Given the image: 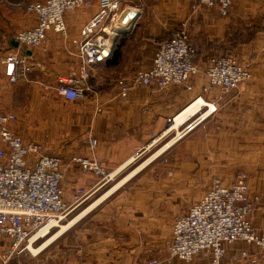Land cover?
<instances>
[{"label": "crops", "instance_id": "obj_1", "mask_svg": "<svg viewBox=\"0 0 264 264\" xmlns=\"http://www.w3.org/2000/svg\"><path fill=\"white\" fill-rule=\"evenodd\" d=\"M88 1L91 7L64 14L66 36L49 32L41 47L26 51L40 64L27 82L10 84L0 64V104L5 113L16 114L14 130L24 142L44 143L61 157L66 205L71 202L74 210L89 202L72 219V244L57 264H211L209 256L189 263L169 256L173 220L199 203L213 180L228 186L244 173L251 197L260 198L250 222L264 231V0H231L225 16L216 6L192 9L195 0H120L124 10L139 13L132 31L107 61L88 68L84 98L72 102L42 91L39 84L67 79L77 68L71 40L79 39L102 3ZM26 7L21 8L27 13ZM20 14L15 5L0 0V58L19 49L12 46L15 36H10L35 23L30 14ZM184 24L197 52L199 72L192 89L134 85L135 75L151 68L160 43ZM224 54L250 72L248 80L227 92L209 88L204 76L213 58ZM123 86H129L125 97ZM198 99L207 106L196 111ZM208 105H215V110L200 119ZM196 120L177 142L178 135L160 147L157 154L166 151L161 158L150 164L147 160L114 181L146 147ZM90 137L98 142L94 149L88 144ZM127 154L135 157L126 159ZM93 156L111 174L112 183L103 185L95 175L85 181L88 174L71 162ZM78 189L86 192L80 202L74 199ZM224 250L222 264H264V256L252 244L236 241ZM10 261L5 247L0 249V264Z\"/></svg>", "mask_w": 264, "mask_h": 264}, {"label": "built area", "instance_id": "obj_2", "mask_svg": "<svg viewBox=\"0 0 264 264\" xmlns=\"http://www.w3.org/2000/svg\"><path fill=\"white\" fill-rule=\"evenodd\" d=\"M230 5L231 0H195L192 9L216 6L225 16ZM81 7L89 8L91 2L40 0L29 4L26 11L35 23L18 32L14 41L21 50L30 51L41 47L49 32L66 36L64 14ZM123 11L120 0H102L100 11L82 27L79 39L71 40L77 49V68L67 79L56 77L53 84L40 83L41 90L67 101H81L88 68L105 62L112 54L114 38L107 29ZM188 39L184 24L178 33L160 43L151 68L138 72L134 85L154 84L158 88L178 85L191 90L199 69L195 63L196 50ZM21 50L12 49L0 58L4 75L13 85L27 82L29 75L40 68L38 62ZM204 76L209 88L227 92L248 80L250 72L247 65L239 64L228 54L213 58ZM128 87L123 86V97ZM16 120V114L5 113L0 104V249L5 247L7 257L27 243L34 230L57 218L67 208L62 189L63 160L51 154L44 143L24 142L13 128ZM192 123L186 125L184 133L194 128ZM88 144L94 149L98 142L90 137ZM71 162L85 173L101 165L94 156L72 158ZM259 203L260 198L250 195L246 174L238 173L228 186L218 179L213 180L201 201L173 220L169 256L185 263L197 256H209L211 264H222L224 246L236 241L256 246L264 256V231L250 222V215Z\"/></svg>", "mask_w": 264, "mask_h": 264}, {"label": "rangeland", "instance_id": "obj_3", "mask_svg": "<svg viewBox=\"0 0 264 264\" xmlns=\"http://www.w3.org/2000/svg\"><path fill=\"white\" fill-rule=\"evenodd\" d=\"M33 1H35V0H10V1L7 0V2L11 3V5H15V9H16V11L21 13L20 15H22V14L26 15L27 14L25 12L24 8H21V7L22 6L26 7L27 3H30V2H33ZM122 9L123 8L121 7V10ZM125 10H127V9H125ZM131 31H130V33H131ZM16 34L17 33L12 34L10 36V38L15 36ZM129 34H127V35H125V34L119 35L117 37L114 45H113V50L117 49L120 46V44H122L124 37L128 36ZM10 38H8V39H10ZM6 41H7V39H6ZM6 44H7V42H5V45ZM38 87H39V85H38ZM185 127L186 126H183L182 128H179L178 131H177L178 134L182 133L181 136H183V134L187 133V132L184 133ZM177 132L168 133L161 141H158L154 146L149 147L150 146L149 145L148 147H146L144 152H141L136 157V160L134 162L132 161L133 164H131V166L129 168H127L124 172H122V174H120L114 181L121 180L123 177H125L126 175L131 173V171H133L136 168V166L140 165L141 163H143V162H145L147 160H148L147 163H149V162H152V160L156 161L159 158H161L166 151H162L163 153L160 152L159 154H157L158 150L166 142L170 141L175 136H177L178 135ZM180 137L178 139H176L175 142H177L180 139ZM155 139L156 138H154L152 141H150L149 144H153V141H155ZM132 156L133 155H130V154L125 155L126 159H133ZM133 157H135V156H133ZM100 166H99V168L97 167L96 170H92L90 172H86L88 174V177H87V179L85 181L90 179L92 176H94L96 173L100 172L105 167L103 164H101ZM112 182H113L112 178H109L108 180H105L104 182H102V184L106 185V184H110ZM88 203L89 202H85V203L81 204L79 207H77L74 210H72V208H73L72 203L71 202L68 203L65 212L63 214H61L60 216H58L57 218L53 219L55 221H58L57 222L58 225L52 227L49 230V233H47L44 237H40L44 232L38 234L40 232L39 230L43 226H41V227L37 228L36 230H34L33 233L30 236V238L34 237V239H35L34 243H32L31 246H30L29 242H27L20 249L16 250L13 253V255H11L10 264H15L16 262H17L16 264H19V263L20 264H24L25 262H28L27 264H42L41 263L42 261L45 264H57L58 261L61 262L63 257L64 258L66 257L65 256V254H66L65 252H66V250L68 248L67 244H69V245L72 244V242L70 243L69 239L72 238V236H73V230H74V227H73L74 225L73 224L74 223L71 226H69L68 228H66L65 230H64V227L68 226L70 224V222H72L76 216H78L82 211H84L87 208ZM60 232H61V234L58 237L57 235ZM36 234H38V236H36Z\"/></svg>", "mask_w": 264, "mask_h": 264}, {"label": "bare ground", "instance_id": "obj_4", "mask_svg": "<svg viewBox=\"0 0 264 264\" xmlns=\"http://www.w3.org/2000/svg\"><path fill=\"white\" fill-rule=\"evenodd\" d=\"M128 10L131 11V10H134V9L129 8ZM134 11H135V10H134ZM132 28H133V23H128V24H126V25H121L120 23L117 22V20H115L113 26H112L111 28H108V29H107V32H109L110 36H112V37L115 39V38L117 37V34H118L119 32H130V31L132 30ZM198 103H199V104H198ZM195 104H198V107H197V110H196V111H198L202 106H207V105L205 104V102L203 101V99H198V100H196L195 103H194V105H195ZM215 107H216L215 105H208V110H207L204 114H202V115L200 116V119L203 118V117H204L206 114H208L209 112H212L213 110H215ZM189 111H190V110H189ZM181 119H182V118H181ZM181 119L178 120L179 123L182 122L183 119H182V120H181ZM183 122H184V121H183ZM196 122H197V120L194 121L193 123L196 124ZM193 123H192V125H193ZM193 126H194V125H193ZM174 128H177V124L175 125ZM174 128H173V129H174ZM181 134H182V133L178 134V137H180ZM95 176H97V177L99 178V182H101V183L104 182L105 180H108L109 178H111V174L108 173L107 170H106L105 168H103L100 172L96 173ZM85 196H86V192H85V190H84V189H78V190L75 192V194H74V199H75L76 202H80ZM57 222H58V221L50 220L46 225H44V226L39 230L40 232H39L38 234L44 232L40 237H44L47 233H49V230H50L52 227L57 226V225H58ZM73 223H74V221L71 222L68 226L64 227V230H65L66 228H68L69 226H71ZM38 234H36V236H38ZM60 234H61V232H60L57 236H59ZM36 236H35V237H36ZM34 241H35L34 237L29 238V240H28L29 245L31 246V244L34 243ZM29 248H30V247H29Z\"/></svg>", "mask_w": 264, "mask_h": 264}, {"label": "water", "instance_id": "obj_5", "mask_svg": "<svg viewBox=\"0 0 264 264\" xmlns=\"http://www.w3.org/2000/svg\"><path fill=\"white\" fill-rule=\"evenodd\" d=\"M138 16H139V13H138L137 10H135V11L134 10H131V11H129L127 9V10H124L121 13V15H120L119 19L117 20V22L120 23L121 25H126L128 23H133V26H134V23L137 20ZM129 33L130 32H119L117 34V37L119 35H123V34L127 35ZM117 37L114 39V43H115ZM12 46L15 47V48H17L18 47V43L17 42H14V43H12Z\"/></svg>", "mask_w": 264, "mask_h": 264}, {"label": "trees", "instance_id": "obj_6", "mask_svg": "<svg viewBox=\"0 0 264 264\" xmlns=\"http://www.w3.org/2000/svg\"><path fill=\"white\" fill-rule=\"evenodd\" d=\"M192 46H193V45H192ZM193 47H194V46H193ZM19 49L21 50L20 46H19ZM21 51H22V53H24V54L26 53V51L23 50V49H22ZM226 55H228V54H224V55H220V56H226ZM196 57H197V52H196ZM196 57H195V63H196ZM108 59H109V58H108ZM108 59H107V60H108ZM107 60H106V61H107Z\"/></svg>", "mask_w": 264, "mask_h": 264}]
</instances>
